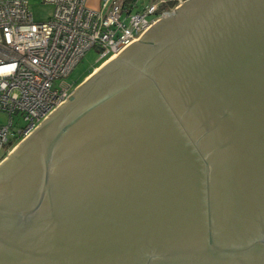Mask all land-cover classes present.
Returning a JSON list of instances; mask_svg holds the SVG:
<instances>
[{"label": "water", "instance_id": "95a60500", "mask_svg": "<svg viewBox=\"0 0 264 264\" xmlns=\"http://www.w3.org/2000/svg\"><path fill=\"white\" fill-rule=\"evenodd\" d=\"M0 264H264V0H185L0 161Z\"/></svg>", "mask_w": 264, "mask_h": 264}, {"label": "built area", "instance_id": "2783aa9c", "mask_svg": "<svg viewBox=\"0 0 264 264\" xmlns=\"http://www.w3.org/2000/svg\"><path fill=\"white\" fill-rule=\"evenodd\" d=\"M31 0H0V161L71 94L66 83L85 53L107 63L158 21L172 0H39L53 7L35 22Z\"/></svg>", "mask_w": 264, "mask_h": 264}, {"label": "rangeland", "instance_id": "374dc122", "mask_svg": "<svg viewBox=\"0 0 264 264\" xmlns=\"http://www.w3.org/2000/svg\"><path fill=\"white\" fill-rule=\"evenodd\" d=\"M96 1L97 0H88L87 4L89 6H94ZM29 10L35 22H44L50 18L53 13L52 6L44 5L40 3L39 0H31L29 3ZM98 58L99 54L94 50L85 53L84 57L77 64L69 77L65 79L66 83L72 82L71 92L105 64L103 62H97ZM7 120L8 117L6 115L0 114V125L6 124Z\"/></svg>", "mask_w": 264, "mask_h": 264}, {"label": "trees", "instance_id": "16d2710c", "mask_svg": "<svg viewBox=\"0 0 264 264\" xmlns=\"http://www.w3.org/2000/svg\"><path fill=\"white\" fill-rule=\"evenodd\" d=\"M179 1H185V0H172V2L169 3L170 7H174L178 5Z\"/></svg>", "mask_w": 264, "mask_h": 264}, {"label": "crops", "instance_id": "0c3cea01", "mask_svg": "<svg viewBox=\"0 0 264 264\" xmlns=\"http://www.w3.org/2000/svg\"><path fill=\"white\" fill-rule=\"evenodd\" d=\"M98 5H99V0H97L96 2H95V4H94V6H89V7H91V8H94V9H96L97 7H98Z\"/></svg>", "mask_w": 264, "mask_h": 264}]
</instances>
